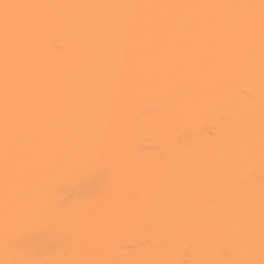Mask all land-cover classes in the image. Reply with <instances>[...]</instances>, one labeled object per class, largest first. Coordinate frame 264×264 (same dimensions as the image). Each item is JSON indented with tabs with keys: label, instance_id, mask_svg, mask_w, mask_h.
I'll use <instances>...</instances> for the list:
<instances>
[{
	"label": "bare ground",
	"instance_id": "obj_1",
	"mask_svg": "<svg viewBox=\"0 0 264 264\" xmlns=\"http://www.w3.org/2000/svg\"><path fill=\"white\" fill-rule=\"evenodd\" d=\"M0 264H264V0H0Z\"/></svg>",
	"mask_w": 264,
	"mask_h": 264
}]
</instances>
